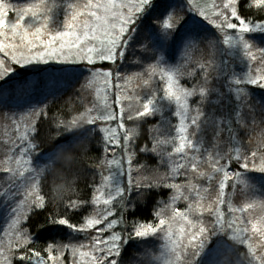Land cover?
<instances>
[{
	"label": "snow or ice",
	"instance_id": "snow-or-ice-1",
	"mask_svg": "<svg viewBox=\"0 0 264 264\" xmlns=\"http://www.w3.org/2000/svg\"><path fill=\"white\" fill-rule=\"evenodd\" d=\"M158 2L159 0H84L80 3L77 0L67 6L68 12L65 14L62 30H54L50 28L51 8L48 7L47 0H37L36 3L23 7L0 0V54L4 57L0 58V81L13 72L8 61L24 66L33 62L47 64L54 60L60 64L83 66L88 76L86 84L81 86L82 92L86 87L97 84L104 86L103 89L97 88L99 104L93 102L92 107L85 106L83 111L73 115L70 120H58L55 124L56 142L34 158L29 157V153L40 146L33 143L40 134L37 126L39 121L33 119L25 126L19 137L21 158L15 161L18 167H5L3 172L10 174L9 179L13 180L17 173L23 176L24 171H28L24 166H35L31 168L32 182L26 184L23 199L12 210L14 215L11 226L15 239L9 241L7 249L0 246V264H65L67 253L71 254V264H126V245L133 240L140 248L137 249L138 254L129 258L128 264H222L220 256L223 241L218 235L220 233L246 247L247 255H240L247 260V264H264V251H261L264 249V186L260 192L261 199L253 198L242 206L234 205L230 194H226V188L231 187L238 195L254 196L247 180L241 177L246 172L264 174V150L259 153L252 151L251 156L241 148H229L223 153L209 152L206 157L191 154L199 153L194 145V133L190 129L198 128L202 116L199 105L205 96V81L186 87L178 78V69L160 66L159 52L173 39L174 31L183 17L168 13L162 25L155 26L160 29L155 33V39L144 37L149 42L142 43L136 25L146 11L156 8ZM187 2L192 10H196L193 0ZM214 7L218 11L213 16H209L203 9L199 10V15L223 34L224 44L239 41L249 61L264 65V47H257L246 36L251 32H264V21L255 23L250 16L253 9L258 13L264 10V0H223L222 6ZM12 14L15 19L10 21L8 18ZM162 16L163 13L156 19L159 20ZM229 30H232V34H229ZM134 33H137L136 37L133 36ZM133 45L140 46L144 61L156 59L157 63H148L146 67L141 64L140 72L125 75L121 72V61L128 60V50ZM97 62L110 64L98 67ZM200 71H205L203 64L200 65ZM157 75L164 82V96L175 103L178 124L175 125V135L171 137L153 136L154 126H150L144 137L147 143L141 147L137 142V129L153 113L151 90L141 96L133 89V94L127 95L122 91V85L114 81H124L126 86L135 79L140 82V87H147ZM246 83L264 88V73L259 70L250 71ZM113 88V102H109L107 94L100 95L101 91L107 93ZM197 95L200 100L194 102L193 98ZM125 101L128 102L127 110ZM29 112L35 116H46L42 109L33 108ZM98 122L103 125L99 128V132L103 133V151L107 153L111 150L113 153L111 159L106 158L98 167L106 164L110 168L115 165L120 173H124V166L127 164V186H123L118 177L103 176V186L110 190L105 194L102 188H97L91 200V204L96 207L81 219L74 220L72 216L89 204L86 199H68L63 209L50 211L45 196L40 194L41 183L49 172L58 169L62 163L71 166L75 159L71 144L59 143V129L91 135L88 126L94 127ZM129 124L132 126L129 127ZM163 145H171V152L165 153L161 147ZM117 148L123 152L120 159L115 156ZM149 153L158 159V163L150 167L145 162L135 169L134 176L133 165L138 161L139 154ZM45 155L46 159L42 163H35ZM165 155L167 159H160V156ZM175 157L186 162L180 163ZM202 164H206L208 171L201 170ZM233 166L244 171H232ZM161 167L165 168L163 174L159 171ZM22 168L24 171H21ZM190 173L194 175L189 176ZM177 176H183L185 182H174ZM113 180L116 182L113 183ZM203 180L208 181V187L203 186ZM214 188L216 194L212 198L210 193ZM245 188L249 191L245 192ZM161 189H170L171 195L163 202L162 207L156 208L153 205L152 220L140 222L135 217L131 221L127 219L131 209L144 203L151 192H159ZM66 190L68 189L62 185L61 193ZM128 193L132 195H127ZM4 195L7 196L8 192ZM180 200L186 202L187 206L176 207V202ZM160 203L161 201H156V204ZM223 205H227L229 219H226ZM113 208L116 209L118 218H111ZM255 209L261 214H254ZM40 212L48 214L45 221L37 225L39 229L47 231V225L59 224L67 226L72 233L94 230L96 235L88 245L57 242L53 239L46 248H41L37 245L38 233H33L29 227L24 226V222L31 224V217ZM117 225L123 227L117 231ZM152 238L161 241L158 249ZM254 238H258V243L252 242ZM149 244L153 246L145 247ZM85 247L90 251H83ZM42 252L47 254L46 257Z\"/></svg>",
	"mask_w": 264,
	"mask_h": 264
},
{
	"label": "trees",
	"instance_id": "trees-1",
	"mask_svg": "<svg viewBox=\"0 0 264 264\" xmlns=\"http://www.w3.org/2000/svg\"><path fill=\"white\" fill-rule=\"evenodd\" d=\"M17 7H23L27 4L36 3L37 0H6ZM196 9V8H195ZM239 10V9H238ZM243 10V9H242ZM173 13L183 17L182 21L177 25L173 39L170 40L165 47L159 52L161 57V67L166 69L176 68L179 70L178 78L186 86L191 87L194 84H201L205 81V96L199 107L202 116L198 122V128L190 129L194 133L193 140L196 149L199 153H191L192 155L206 157L209 152H226L229 148H241L251 156L252 151L258 153L264 150V88L257 85H251L244 82L234 83L230 70H238L240 68L237 61L227 53V47L223 43V34L217 31L213 25L197 14L196 10H192L186 0H159L155 9H149L142 15L138 23L137 30L141 35L142 43H148L149 40L155 39V33L159 32V27L162 25L164 18H167L168 13ZM163 16L157 20L156 17ZM251 18L255 23L264 21V10L260 13L253 9L250 13ZM15 18L12 14L8 19ZM231 32V31H230ZM137 34V33H136ZM137 36V35H136ZM134 36V37H136ZM247 36V35H246ZM144 37H149L145 40ZM248 39L257 47H264V32H251ZM131 49V48H130ZM132 52L129 53L131 62L123 74L140 72L142 69L139 65L145 67L148 63L156 64L157 60L152 59L144 61L141 55L142 49L139 45H133ZM255 51V48L253 49ZM258 55V54H257ZM4 58V57H3ZM6 59V58H5ZM8 63V62H7ZM110 62H101L97 66L107 67ZM205 66V71H200V65ZM113 67L115 65H112ZM50 69H26L14 65L13 70L17 75L5 78L0 81V246L5 249L9 246V241L14 240V229L11 226L13 218V206L9 201L5 200L6 196L1 192L6 184H11L12 190L17 184H28V176L24 172L23 176L19 173L13 180L9 179V175L3 172L5 167H14V162L19 157V145L21 140L20 134L24 132L25 126L31 120H38L39 136L33 140V143L39 144L34 152L29 153V157L34 158L42 151L49 149L51 144L56 142L57 129L55 124L60 119L65 121L70 120L73 115H78L84 107L92 105V90L91 87H86L81 91V86L86 84L88 73L84 71L83 66L74 67L76 70L63 71L58 67L51 66ZM252 69H260L264 73V65L257 62H251ZM191 73V75H189ZM33 81H32V80ZM136 89L142 93H148L151 90L154 103L152 115L145 118L144 123L137 129L138 144L143 147L147 141L146 129L153 127V136L171 137L175 135V125L178 124V118L175 115L176 106L174 101L166 98L163 94L164 82L159 76L153 78L151 84L147 87H140V82L133 79ZM114 83H117L114 81ZM114 93L115 89H111ZM200 100L197 95L193 101ZM27 108L26 113H22L19 117L17 112ZM42 109L46 116L31 115L30 109ZM18 124L21 125L20 130L17 129ZM126 120V118H125ZM17 125V126H16ZM102 123L98 122L94 127L88 126L91 135H81L79 132L69 133L64 129H59L61 137L59 143L61 145L71 144V151L74 155V161L71 166H66L63 163L61 166L49 172L45 180L41 183L40 194L44 195L47 201V208L50 211L63 209L64 203L68 199H86L89 204L73 214L74 220L81 219L84 215L96 207L91 204L93 193L103 183V176L108 175L107 165L98 167L101 162L108 157V152L105 153L103 143V133L99 132ZM129 127L132 125L129 124ZM150 146V145H149ZM109 147V146H108ZM165 153L171 152V145L161 146ZM233 154H235L233 152ZM159 155V154H157ZM46 159V155L41 157L36 164L42 163ZM160 159H167L160 156ZM179 160V157H175ZM147 162L148 166L153 167L158 163V159L152 154H139L138 161L133 165V175L135 169L144 165ZM180 163H185L184 160H179ZM200 163V161H197ZM34 167L35 164H32ZM190 168V163L188 164ZM251 168V162H250ZM201 170L208 171L206 164H202ZM23 171V170H21ZM160 173L165 172V168L159 169ZM232 171H244L236 166H233ZM147 175V173H143ZM194 174H189V176ZM241 179L248 181L251 191L254 196L238 195L231 187L226 188V194L230 197L236 206H242L244 202H251V199H261L260 192L264 186V174L257 172H246ZM23 180L24 183H23ZM32 181L30 180V183ZM171 182V181H169ZM176 183H184L183 176L175 178ZM204 187H208V181L203 180ZM68 190L61 193V186ZM241 188H244L241 185ZM249 189L245 188V192ZM215 188L210 193V197H215ZM127 195H132L128 193ZM171 195L170 189H161L159 192H151L146 201L137 205L135 209L130 210L127 219L131 221L134 217L140 222L153 219V205L156 208L162 207L163 202L168 200ZM156 201H161L156 204ZM19 203V202H18ZM187 204L183 200L176 202V207L184 208ZM222 209L227 215V205H223ZM254 214H261L258 209L253 210ZM48 213L40 212L39 215L31 217V224L24 222L25 227H29L33 233H38L37 245L41 248H46L48 243H52L53 239L57 242L71 243L75 245H88L92 241V237L96 235L94 230H88L87 233H72L65 225H47V231L39 229L37 225L45 221ZM118 218L117 211L113 208V216ZM247 218V214H245ZM123 226L117 225L119 231ZM222 241L221 256L223 264H247V260L240 255H247V249L244 246L237 244L235 241L228 239L223 233L218 234ZM155 241L154 246L158 249L161 241L152 238ZM215 239V238H213ZM258 240V238L253 239ZM152 244L145 247H152ZM140 245L135 240L126 245L124 259L128 264L129 258L133 254H138L137 249ZM83 251H90L85 247ZM262 251V250H261ZM46 257V253H43ZM19 255V253H17ZM68 264H71V254H66ZM70 261V262H69Z\"/></svg>",
	"mask_w": 264,
	"mask_h": 264
},
{
	"label": "rangeland",
	"instance_id": "rangeland-1",
	"mask_svg": "<svg viewBox=\"0 0 264 264\" xmlns=\"http://www.w3.org/2000/svg\"><path fill=\"white\" fill-rule=\"evenodd\" d=\"M72 2H77V0H47V5H48L49 8H51V12H50V15H51L50 28L51 29H54V30L55 29H61L62 30L63 20H64V17H65V14L68 12V7L67 6H68L69 3H72ZM79 2L83 3L84 0H79ZM186 2H187V0H186ZM193 4H194V6L196 8V11H197L196 13L197 14H199V10L200 9H203L209 16H213L214 13L216 11H218V8L214 7V5L222 6L223 0H193ZM14 19L15 18H13L11 20H14ZM202 19H204V17H202ZM229 34H232V30H229ZM249 34L250 33H248L246 35L248 36ZM136 35H137L136 33L133 34V36H136ZM225 45L227 47L228 55L232 56L237 61V63L240 66V68L238 70H230V72L232 73L230 77H232L231 80H233L234 83H239V82H244V81L246 82L247 75H248V73L250 71L256 72L257 70H260V69H255L254 70V69L251 68V62L252 61H249L248 58L244 55L243 49H242L239 41H236L233 44H225ZM132 51H133L132 48L128 50V60L126 62L125 61H121V65L123 67L122 71H126L129 63L131 62V58L129 56V53L132 52ZM0 58H3V54H0ZM98 63H101V62H97V64ZM8 64H10L12 67L15 65V64H12L11 61H8ZM17 66H20L21 68H26V69H41V68H45L47 70L50 69L49 67L54 66V67H58L59 69H62L63 71H67V70L72 71V70H76V69H74V67L80 66V68H81L82 65L60 64V63H58V62L53 60V61H49L47 64H41V63L33 62L31 65H24V66L17 65ZM15 75H17V73L14 72V70H13V72L10 73L9 76L6 77V78H9V77H12V76H15ZM125 75H130V73H127ZM117 83H120L122 85V91L125 94H127V95H132L133 94V89H135V91L137 93H139L141 96L146 95V93L140 92V90H138V88L136 89L133 81L131 83L127 84L126 86L124 85V81H119ZM97 88L103 89L104 86L102 84H97V85H94V86L91 87V90H92V101L91 102H92V104H93V102H95L97 104H99V102H100L98 100V98H97ZM105 94H107L109 96V102H113L114 101V93L111 90L109 92H107V93H105L104 91H101V93H100L101 96H103ZM127 104H128V102L125 101L124 102V106H125L126 110H127ZM154 106L155 105L153 103V108H154ZM90 107H92V105ZM115 110L118 111V109H115ZM26 111H27V108H25L24 110H22L20 112H17L18 115L16 117H19L22 113H26ZM125 118H126V116H125ZM17 124H18V119H17ZM112 126L115 127V124H113ZM20 127H21V125L18 124L17 129L20 130ZM109 148L111 149L110 145H109ZM122 155H123L122 149L117 148L116 152H115L116 158L120 159L122 157ZM108 156H109L108 157L109 159L112 158L113 153H112L111 150H109ZM17 158H21L20 153H19V157H17ZM14 166H16V168L18 167L16 162H14ZM24 167L27 168L28 171H24V168H22L21 170H23L27 174H30L31 173V168L33 167L32 164L26 165ZM124 167H125L124 173H120L115 165L111 166L110 168L108 167V175H113L114 177H118L119 182L123 186H127V183H128L127 164H125ZM28 177H29L28 178V180H29L28 184H30V175ZM24 181L25 180H23V183H24ZM115 182H116V180H113V183H115ZM103 185H104V181L99 186V188H102V190L105 192V194H107V192L110 189L107 186H103ZM11 187H13V186H11L10 183L6 184L5 188L3 189V191L1 193L3 194V193H5L7 191L8 195L6 196L5 200L9 201L15 207V206H17V204H19L18 202L21 199H23L22 193L25 190V184H17V185L14 186V188L12 190L11 189L8 190ZM105 198H106V195H105ZM0 205L4 206V203H2ZM108 234H110V233H108ZM256 243H258V240H254V244H256ZM262 251H264V249H262ZM220 259H221V262H222V258H220ZM67 262L68 261H65V264H68Z\"/></svg>",
	"mask_w": 264,
	"mask_h": 264
}]
</instances>
